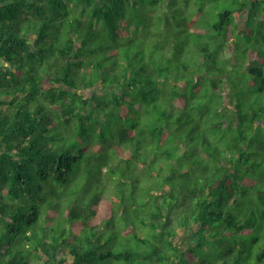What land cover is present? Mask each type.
<instances>
[{
  "label": "trees",
  "instance_id": "trees-1",
  "mask_svg": "<svg viewBox=\"0 0 264 264\" xmlns=\"http://www.w3.org/2000/svg\"><path fill=\"white\" fill-rule=\"evenodd\" d=\"M0 264H264V0H0Z\"/></svg>",
  "mask_w": 264,
  "mask_h": 264
},
{
  "label": "clouds",
  "instance_id": "clouds-1",
  "mask_svg": "<svg viewBox=\"0 0 264 264\" xmlns=\"http://www.w3.org/2000/svg\"><path fill=\"white\" fill-rule=\"evenodd\" d=\"M177 152H181L180 148H179V149H177Z\"/></svg>",
  "mask_w": 264,
  "mask_h": 264
}]
</instances>
